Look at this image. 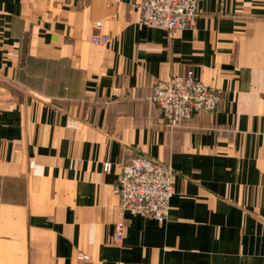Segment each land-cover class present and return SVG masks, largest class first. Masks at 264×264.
Wrapping results in <instances>:
<instances>
[{
  "label": "crops",
  "instance_id": "crops-1",
  "mask_svg": "<svg viewBox=\"0 0 264 264\" xmlns=\"http://www.w3.org/2000/svg\"><path fill=\"white\" fill-rule=\"evenodd\" d=\"M140 1L0 0V264H264V0L171 36ZM189 71L221 101L168 128L153 86ZM139 155L175 172L162 224L113 193Z\"/></svg>",
  "mask_w": 264,
  "mask_h": 264
},
{
  "label": "built area",
  "instance_id": "built-area-1",
  "mask_svg": "<svg viewBox=\"0 0 264 264\" xmlns=\"http://www.w3.org/2000/svg\"><path fill=\"white\" fill-rule=\"evenodd\" d=\"M199 0H141L139 4L140 23L149 28L164 30L169 36L193 28L199 16ZM102 21L94 23L100 30ZM94 44H106L110 38L95 33ZM151 102L158 108L162 122L168 128H176L190 122L195 115L212 113L221 101V91L201 82L192 71L157 81L153 86ZM104 170L111 165L105 163ZM175 172L173 168L154 158L139 155L130 158L121 166V172L113 188L120 196V208L133 214L153 218L162 224L169 210L174 194ZM124 223L114 226L113 242L119 244L124 233ZM79 261H87L86 254L78 253Z\"/></svg>",
  "mask_w": 264,
  "mask_h": 264
}]
</instances>
